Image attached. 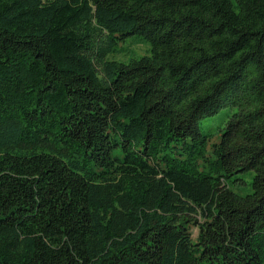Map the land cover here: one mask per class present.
<instances>
[{"label": "trees", "instance_id": "1", "mask_svg": "<svg viewBox=\"0 0 264 264\" xmlns=\"http://www.w3.org/2000/svg\"><path fill=\"white\" fill-rule=\"evenodd\" d=\"M0 264H264V0H0Z\"/></svg>", "mask_w": 264, "mask_h": 264}, {"label": "rangeland", "instance_id": "2", "mask_svg": "<svg viewBox=\"0 0 264 264\" xmlns=\"http://www.w3.org/2000/svg\"><path fill=\"white\" fill-rule=\"evenodd\" d=\"M137 37L136 36H130L126 39L124 43H122V46L124 47L125 51L127 52L126 58L129 56L131 50L135 51L138 54H144L146 52V45L137 42ZM135 41V42H134ZM111 57V56H109ZM228 114V109L223 108L220 112H218L216 115L203 119L201 121V130L204 132H207L209 128H216L219 124L223 123L224 120H226ZM211 126V127H210ZM217 138H214L212 142H216ZM248 181L250 182V178L248 177ZM235 192H238L239 194H244L248 190H238L237 188L233 189ZM193 239L196 237L197 234V229L193 228Z\"/></svg>", "mask_w": 264, "mask_h": 264}]
</instances>
